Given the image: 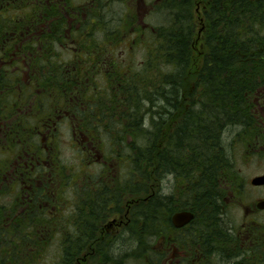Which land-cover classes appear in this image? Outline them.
I'll return each instance as SVG.
<instances>
[{"label":"trees","instance_id":"obj_1","mask_svg":"<svg viewBox=\"0 0 264 264\" xmlns=\"http://www.w3.org/2000/svg\"><path fill=\"white\" fill-rule=\"evenodd\" d=\"M36 1L41 0H0V66L6 64L0 77L7 64L23 59L37 84L31 93L36 112L26 115L33 121L26 119L28 123L21 127L24 140L21 137V143L11 146L19 150L24 142L33 149V134L40 133L36 115L44 107L51 117L65 113L72 121L73 133L77 131L82 138L96 144L108 139L120 174L115 173L109 184L103 179L106 171H99L94 189L80 188L82 198L74 218L66 214L63 185L52 184L64 170L48 176L46 180L52 183L44 184V201L37 203L34 211L17 213L14 226L0 231V239L9 235L14 240L0 249V264H19L16 257L20 255H25L21 264H40L59 231L61 248L56 264H126L130 260L163 264L165 253L154 243L176 230L171 217L182 210L195 214L190 235L225 234L221 197L226 187L240 184V178L234 184L228 176L233 162L224 136L230 127L251 122L250 101L264 76V0H164L160 12L166 13V21L150 30L133 18L126 22L129 0L120 1L125 8L114 26L105 23L101 27V11L110 0H97L82 27H73L71 33L66 9L68 5L71 10L79 0H51L59 3L55 15ZM40 10L42 19L37 15ZM53 16L57 23L51 26ZM41 22H47L52 31L29 39L28 29L40 28ZM99 31L105 33L102 39ZM70 37L80 45L78 53H85V64L72 71L52 62L57 43L63 45ZM144 37L149 39L144 69L137 71L133 63L126 66L117 59L114 46L132 41L135 47ZM98 42L109 46L105 51L114 55V60L102 65L99 56L91 53L88 45ZM88 59L94 62L89 69H95L89 76ZM59 75L63 77L57 78ZM98 78L104 79L103 88ZM189 78L193 85L184 95ZM9 83L0 92L18 100L22 90ZM169 176L171 194L150 191L152 180L161 184ZM61 179L71 187L68 176ZM140 193L145 196L134 201L129 211L121 206L128 195ZM115 212L130 223L119 229L115 239L102 240L110 235L102 222ZM3 217L0 225L6 223ZM126 232L137 248L122 254V244L128 245L123 236Z\"/></svg>","mask_w":264,"mask_h":264},{"label":"rangeland","instance_id":"obj_2","mask_svg":"<svg viewBox=\"0 0 264 264\" xmlns=\"http://www.w3.org/2000/svg\"><path fill=\"white\" fill-rule=\"evenodd\" d=\"M120 1L121 0H110V2L105 3L104 7L102 8L103 10L101 11V13H103V19H102L103 24L101 27L103 26L105 27V23L114 26L117 23V18L119 17V15L122 14V8L123 7L125 8V5H129L131 8L129 12L126 13V17H125L126 22H129V19L131 18H133L132 20L136 21V23H141L144 21L145 26L143 27L145 29L148 28L150 30L151 28L159 26L166 21V17H167L166 13L160 12L164 0H144L142 2H139L138 4L137 2L139 0L138 1L129 0L128 2H126L127 4H125L124 6H122V3H120ZM108 3L111 4L109 8L107 5ZM97 10H99L100 12L101 9L97 7ZM90 12H92V7H90L89 12H86L84 14H86L87 16ZM68 15L69 13L67 12L66 13L67 18ZM133 31L135 32L136 30ZM28 32H29L28 33L29 39L33 37V34L42 35L44 33V31H40V33H35L34 30H28ZM103 33L104 32L101 31L98 32L99 39H102L104 37ZM198 33L199 36H201V32ZM70 38L71 39L65 40L63 45L57 43L59 45L55 48V53L53 57L55 55L56 56L54 57L52 62L55 63L56 65H61V64L67 65L68 66L67 68L70 69V71H72L74 67H79L81 64L84 63V61H82L83 60L82 57L85 56V53L83 51L82 53H78L79 51L78 48L80 45L78 44V42H75L73 40V37ZM141 40L142 42L141 43L137 42L135 44L137 46L135 47H132L131 45L132 41H128L127 43H124L121 47L118 48L116 46L113 47L115 48L117 59L125 63L126 66H128L129 63H133V66L137 71L144 69L142 67H144L147 64L146 60L148 59L146 41L149 42V39L148 37H144ZM99 43L100 42L91 43L90 45H88V48L91 49L90 50L91 53H93L96 56H99V59H101L102 61V65H104V63L107 61L114 60L115 59L114 55L108 52L109 46H106L104 42L100 43L101 45ZM47 45L50 44L47 43ZM89 55L90 53L88 52L87 57ZM23 61H25V64H27L28 62L27 60H23ZM23 61H21V63H23ZM87 64L88 65L86 69H88L90 72L86 73V75L89 76L91 72L95 73L94 71L95 69L93 70L89 69V67H92L94 62L88 59ZM9 65H10V69H13L14 64H9ZM24 74L25 73L23 72L21 75V79L22 80L25 79L26 81L24 82L26 84L28 80L34 81V77L31 76V71L30 72L28 71L26 75ZM61 77L63 76L59 75L57 78H61ZM192 79L193 78H189V82H187L186 91H184V95H186L188 93V90H190V88L192 87L193 85ZM97 82L100 83L99 86H101L102 88L104 85H106V83H104L103 78L101 79L98 78ZM0 94L2 95L1 98L3 99V106L1 108L2 114L0 115V192H1L0 206L2 205L5 206L3 207L4 212L2 213V210L0 212V220L3 214L4 215L3 218L6 221V223L0 225V231H4L5 229L9 230L12 228V226H14L15 221L18 218L16 220H13V218L14 216L18 217L17 213L25 214L29 209L31 211H34V208L38 203L36 200L35 201L32 200L33 192H35L34 187L37 186V182L35 181H37V179L41 180L39 181L41 187H44V184L46 182L49 183L52 182L50 180H46L45 178L46 175L44 177V175H41V173H37L36 175L32 176L34 177L33 180L34 182L23 180L25 181L26 185L28 184L34 185L28 188V187H24L25 183L14 175L13 171H17V166L19 164L24 165V161H25L24 159L20 158V162L18 163L20 155L23 154L24 149L28 152V154H30V148L26 146L25 143L23 142L22 143L23 148L20 149L18 148L19 150L16 149L10 150L9 142L7 139L9 136V132L12 130L13 126H15L17 122L21 124L20 120L17 119L19 113L21 116H24L25 111L29 112L27 107L30 104L31 100L32 99L34 100V97H31L32 99H29L28 101H26V103L22 102L20 104V107L23 110L17 108L10 110L8 104L14 102V97L9 98L10 95L6 96L4 92L3 93L0 92ZM8 110L12 112L11 116L7 114ZM41 110L42 112L40 113H42V116H45L46 113L44 112L45 110L47 111V109L44 110L43 107ZM32 112H36V111H32ZM47 118L49 117L46 116L45 119ZM26 119H28V121L30 122L33 121L31 118H28L27 116ZM26 119L25 122L23 123L24 125L28 123V121L26 122ZM242 125L243 124L234 125L230 127L231 129H228L226 131L224 139L226 140L225 142L227 144L228 143L230 144L229 146L230 150H231V143H234L235 140H238V135L236 133L238 132L241 133L240 131L242 129ZM24 127L25 126H23V128ZM76 133L77 131L73 133L72 121L70 120L64 122L61 126H59V130L56 132V136L54 139L51 138L49 134L46 133L44 134L47 135V137L44 140L43 144L41 143L40 134H37L36 136L33 134V138H32V140L34 141V144H32L33 149L36 150L37 148V150L41 151L43 158L46 160V162H42L38 166H43V168L51 166L52 167L51 170L53 171V173L55 169H57V171H55V174H57L56 172L62 169L64 170L58 173L54 177V181H53L54 183L52 184L54 186L57 185V187H59V185L61 184L63 185L65 190V198H66L65 200L67 201L66 203L67 206L65 207L66 214L72 215L73 218L75 216V208L77 204L80 203L79 200L82 198L80 188L90 189V187H92V189H94L96 184L95 178L97 177L100 179V176L98 175L99 171L102 170L106 171L104 173L105 177H103V179L105 180V182H108L109 184L113 183L114 179L112 178L115 176V173L120 174L119 161L114 160V157L111 154L112 149L108 139H106L103 144L101 143L96 144L94 142H91L90 140L82 138L80 133L77 134ZM24 135L25 132L24 130H22L21 137L23 140H24ZM48 137L50 138V140L48 139ZM87 145H89L88 150H90V152L88 153L86 151V153L84 152L83 154L80 153L82 149L87 148ZM245 149L246 151L243 150L241 153L239 151L238 155L235 157V160L232 159L233 160L232 166L233 169H238L241 172L240 173L241 179H239V183L241 185H246L247 189L249 190V198H250L249 201L253 202L258 198L264 197V186L255 188V186L251 184L253 178H255L258 175L264 174V141H261L260 144H256V146L247 147ZM29 164H30L29 166L31 167L32 166L31 163ZM63 166H66L67 169H65ZM26 170H28V168ZM62 176L69 177L68 180H70L71 182V187L64 185L65 182L63 181V179H61ZM15 182H19L20 186L19 184H15ZM172 184H173L172 177L169 176L167 178H164L161 184L160 181L159 182L156 181L155 183H153L152 180L150 182V186L148 187H150V191L152 193L158 192L159 194L161 193V194L169 195L173 192ZM28 192H30V194H28ZM83 193L86 192L83 191ZM176 195H179L178 191L176 192ZM144 196H145L144 193L128 195L126 201H124V205L121 206H123L125 210L129 211L133 202L138 201L140 198ZM32 204L34 205V207ZM230 210H228L230 216L233 217L234 219H237V216H234V213L237 214V212L233 211L232 208H230ZM108 219L111 220L112 218H108ZM261 219L262 221H264L263 217ZM110 220H108L107 223H109ZM3 222L4 221H0V223ZM124 224L125 223H123L122 225V229L125 227ZM171 234H173L174 236H178V233L176 231H171ZM7 236L8 237H4L3 239H0L1 250L4 249L6 244L12 243V241H14L12 237H9V235ZM123 236H125L124 241L128 245L127 246L125 245L124 247V245L122 244V246L124 247L123 248L121 246L120 249L122 254L130 253L132 252V250L137 248L136 241L131 242L133 238L129 235V233L126 232L125 235ZM60 238L61 236L59 231L57 238L53 240V242H50V244L48 245L49 247L46 253L42 256V259L40 260V264H56V260L61 248L60 247L61 241H59ZM163 239L164 237L162 239L156 240V243L153 242L154 244H157V246L160 247L162 250H163V242L165 241ZM16 258L18 259L17 261H19V264H21V262L25 259V255H20L19 257ZM213 260L214 262H216L217 259H213ZM133 262L134 261L130 260L126 264H135ZM8 264H10V261Z\"/></svg>","mask_w":264,"mask_h":264},{"label":"flooded vegetation","instance_id":"obj_3","mask_svg":"<svg viewBox=\"0 0 264 264\" xmlns=\"http://www.w3.org/2000/svg\"><path fill=\"white\" fill-rule=\"evenodd\" d=\"M142 1L144 0H139L137 4ZM36 3L38 5H47L52 15H55V10L59 6V3L52 2L51 0H41L36 1ZM95 3H97V0H79L75 5H73V7H70L71 10L68 8V5L66 3L63 5L64 8L67 5L66 10L69 13L68 33L72 32V30L70 29H72L73 27H76L77 29L82 27V20H85L89 17V14L86 16V14L84 13L89 12L90 7H95ZM42 11L43 10H40L39 13H37V15L41 19L44 16V12L42 15ZM55 23H57V17L53 16L51 26H53ZM144 23V21L141 22L143 26H145ZM143 26L142 28H144ZM49 28L52 27H50L47 22H41L40 28H29L28 30H34L35 33H40V31L51 32L52 30H48ZM20 61H23V59ZM23 62L24 63H12L14 64L13 69H10V65L7 64V67L4 69V76L0 77V88L4 86L8 88L10 85L9 82H13V85L15 87H19V89L22 90V93L20 94L18 100L14 99V102L8 104L10 110L14 108L23 110L20 107V104L22 102L26 103V101L32 99L31 93L36 90L37 84L35 81L28 80L26 84L24 82L26 80L21 79V75L23 72L25 73L24 75H26L28 71L30 72V68L28 67V65L25 64V61ZM5 65L6 64L4 63V66ZM2 68L3 64H1L0 70ZM8 80L11 81L8 82ZM260 82V88L252 96V99L250 101L251 107L249 108V111L252 112V116H250L249 118L251 122H247L242 125V129L240 131L241 133H236L238 135V140H235V144L231 143V160H235V157L238 155L239 151L241 153L243 150L246 151L245 148L256 146V144H260L261 141H264V76H262ZM34 102L35 98L34 100H31L30 104L27 107L29 112L25 111L24 116H21L19 113L17 119L20 120L21 124L17 122V124L13 126L12 130L9 132L7 140L9 142L10 150H13V147L11 146L12 143L16 141L20 143L22 142L21 127L24 126L23 123L25 122L26 115L34 111ZM10 110L7 111V114L9 116L12 115V112H10ZM66 114L68 115L69 113ZM46 116H48L49 118L45 119ZM36 118L40 124L39 134L41 135L42 144L47 137V135H45L44 133L49 134V136L54 139L56 136V132L59 130V126H61L64 122L71 120L69 117L65 116V113L57 115L56 117H51L49 114L42 116V113H38L36 115ZM84 138L89 140L88 137ZM48 139L50 140L49 137ZM88 148L89 145H87V148L84 149V153H86V151L88 153L90 152ZM27 154L28 152L24 149L23 154L20 155L18 160L19 163L20 158L24 159V165L19 164L17 166V171H13L14 175L17 178L21 179L22 181L27 180L34 182V177L32 176L36 175L37 173H41V175H44V177L46 175L45 178H47L48 176L51 177V175L53 174L51 166L45 168H43V166H38L42 162H46V160L42 156L41 151L31 148V156L30 154ZM29 163H31V167L29 166ZM27 168L28 170H26ZM240 173L241 172L238 169H233V166L231 167L228 176L230 177L231 181L233 180L234 184L236 182L234 180L238 177L240 178ZM39 181L41 180L37 179V181H35L37 182V186L34 187L35 192H33L32 200H36L38 203H42L44 201L45 192L44 187H41ZM252 181L251 184H253ZM23 182L25 183V181ZM15 184H19V182H15ZM31 186L34 185H26V183L24 185V187L28 188H30ZM254 186L256 188L262 187L264 185ZM28 194H30V192H28ZM221 199L222 207H225L226 214V221L224 224V229L226 230L225 234L209 236L201 234L190 235L188 233L189 227L193 221L183 228H176L175 231L178 233V236H174L171 233L167 236H164L163 240L165 241L163 242V253H165V258L163 264H264V221H262L261 219L262 217L264 218V208L260 207V203L264 201V197L250 202L249 190L247 189L246 185L236 183L234 186H228L225 188V192L222 194ZM41 206L42 205H40V207ZM112 207H114V205ZM230 208H232L233 211L237 212V214L234 213V216H237V219H234L230 216V213H228V210H230ZM108 218L112 219L110 220ZM108 220H110L109 223H107ZM127 221L128 220H125L123 218L122 214L117 212L111 213L107 218L104 219V222H102V228L107 230L110 235L107 238L105 236L101 239L105 241L115 239L123 223H125V225L127 223H130V220L129 222ZM117 253H114V255H117ZM120 255L122 254L120 253ZM120 255L118 254V257ZM213 259H217L216 262H214Z\"/></svg>","mask_w":264,"mask_h":264},{"label":"water","instance_id":"obj_4","mask_svg":"<svg viewBox=\"0 0 264 264\" xmlns=\"http://www.w3.org/2000/svg\"><path fill=\"white\" fill-rule=\"evenodd\" d=\"M252 182L254 185H264V175L254 178ZM260 207L264 208V201L260 203ZM194 218L195 214L192 211L184 210L174 213L172 222L176 228H182L188 225Z\"/></svg>","mask_w":264,"mask_h":264},{"label":"bare ground","instance_id":"obj_5","mask_svg":"<svg viewBox=\"0 0 264 264\" xmlns=\"http://www.w3.org/2000/svg\"><path fill=\"white\" fill-rule=\"evenodd\" d=\"M131 169H133V168H131ZM122 185V184H121ZM81 203V202H80ZM80 205V204H79ZM79 213V212H78Z\"/></svg>","mask_w":264,"mask_h":264}]
</instances>
